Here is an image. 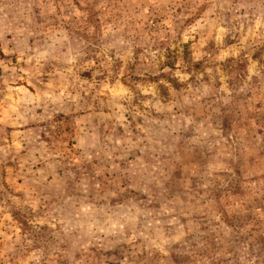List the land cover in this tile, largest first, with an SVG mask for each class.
I'll return each instance as SVG.
<instances>
[{
  "label": "rangeland",
  "instance_id": "rangeland-1",
  "mask_svg": "<svg viewBox=\"0 0 264 264\" xmlns=\"http://www.w3.org/2000/svg\"><path fill=\"white\" fill-rule=\"evenodd\" d=\"M0 264H264V0H0Z\"/></svg>",
  "mask_w": 264,
  "mask_h": 264
}]
</instances>
